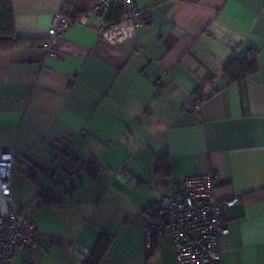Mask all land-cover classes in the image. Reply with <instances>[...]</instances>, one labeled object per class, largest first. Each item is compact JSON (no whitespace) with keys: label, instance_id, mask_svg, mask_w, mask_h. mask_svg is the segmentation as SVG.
<instances>
[{"label":"crops","instance_id":"obj_1","mask_svg":"<svg viewBox=\"0 0 264 264\" xmlns=\"http://www.w3.org/2000/svg\"><path fill=\"white\" fill-rule=\"evenodd\" d=\"M66 1L11 0L15 35L40 43L0 51V148L19 157L12 198L38 229L13 264H83L107 237L98 264H176L170 236L147 246L141 213L207 171L216 199L239 197L224 211L222 264H264V0H134L149 20L117 38L97 32L113 7L87 12L50 56L48 27ZM94 1L79 0L87 11ZM234 56L257 70L229 84ZM67 147L97 173L45 174L29 161L51 166ZM162 155L168 175L156 172Z\"/></svg>","mask_w":264,"mask_h":264},{"label":"built area","instance_id":"obj_2","mask_svg":"<svg viewBox=\"0 0 264 264\" xmlns=\"http://www.w3.org/2000/svg\"><path fill=\"white\" fill-rule=\"evenodd\" d=\"M120 7L122 19L118 24L107 22L97 29L101 37L117 38L149 20L144 9L136 8L134 0H95L89 12L99 13L109 7ZM84 14L75 22L82 23ZM73 21L55 16L48 27L46 47L50 56L54 43ZM200 108L197 100L192 107ZM19 157L14 149L0 148V264H13L15 251L37 245L36 223L27 219L12 198L14 171ZM218 175L214 171L183 176L177 188L156 199L141 213V229L147 246L154 236H170L176 264H222L220 238L229 232L224 217L225 208L239 202V197L225 200L215 198Z\"/></svg>","mask_w":264,"mask_h":264},{"label":"trees","instance_id":"obj_3","mask_svg":"<svg viewBox=\"0 0 264 264\" xmlns=\"http://www.w3.org/2000/svg\"><path fill=\"white\" fill-rule=\"evenodd\" d=\"M89 12L85 7L80 5L79 0H67L64 9L61 11L63 17L76 21L81 14ZM122 19V11L120 7H113L107 17L108 22L118 24ZM40 43L39 40L31 38H21L15 35L14 17L11 0H0V51L11 50L13 48L34 47ZM257 70L254 57L242 56L232 57L222 67V74L226 77L229 84L239 83L248 76L254 74ZM198 102L202 99L196 98ZM29 161L38 170L45 174H50L52 168L62 165V169L67 176L73 175L80 170H86L91 175H95L99 169L97 162L92 158H83L75 154L68 147L64 149L61 156L54 160L51 166H45L37 160L29 158ZM156 172L162 175L169 174V159L167 155H162L156 159ZM29 177H32L29 174ZM43 204L57 202L56 197L47 199L43 196ZM109 238H100L94 245L89 255L84 260L83 264H98L109 246Z\"/></svg>","mask_w":264,"mask_h":264},{"label":"bare ground","instance_id":"obj_4","mask_svg":"<svg viewBox=\"0 0 264 264\" xmlns=\"http://www.w3.org/2000/svg\"><path fill=\"white\" fill-rule=\"evenodd\" d=\"M225 66V65H224Z\"/></svg>","mask_w":264,"mask_h":264}]
</instances>
